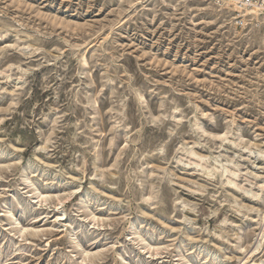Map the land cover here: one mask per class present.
<instances>
[{
	"label": "rangeland",
	"instance_id": "374dc122",
	"mask_svg": "<svg viewBox=\"0 0 264 264\" xmlns=\"http://www.w3.org/2000/svg\"><path fill=\"white\" fill-rule=\"evenodd\" d=\"M241 9L0 0V264L264 260V8ZM188 150L249 208L219 180L189 202Z\"/></svg>",
	"mask_w": 264,
	"mask_h": 264
},
{
	"label": "bare ground",
	"instance_id": "6f19581e",
	"mask_svg": "<svg viewBox=\"0 0 264 264\" xmlns=\"http://www.w3.org/2000/svg\"><path fill=\"white\" fill-rule=\"evenodd\" d=\"M224 1H226L227 5H229L232 8V10H236L240 14L243 13L242 11L243 9H241L240 5L236 2V0H224ZM260 12L261 10L259 8H254L252 10L247 9L246 15H243V16L248 15V16H251V18L260 19ZM197 125L198 123L195 124V126ZM188 151L191 157L196 159L195 166L201 168V174H202L200 175L201 180H197V179L191 180L193 181L192 184L196 186V189L194 190V192H192L195 194V196H193V194L187 195V197H190L191 199V201L189 200V202L194 203L195 205L197 204L200 205L201 198H198V195L202 194V196H204L210 190L209 186L211 185V183L212 182L215 183V180H219L220 183L222 182L221 186L226 187V189H228V191L232 194L231 195L232 200L230 201V208H232V210L235 211L234 215H236L237 212H241L242 209L247 210L249 208L248 205L244 204L242 201L239 202V197H237L238 190H241V189L239 188V185L237 184L234 178L236 175V172L234 169L233 170L228 169L227 165L223 164L216 157L212 156L210 158V157H206L201 152L192 151V150L191 151L188 150ZM180 179L186 180L181 177ZM240 198L243 199V201H245L244 200L245 197L240 196ZM184 205H187V204L184 203ZM218 212L217 210L212 211V214H217ZM263 218H264V212L262 213V219ZM247 224L249 223L247 222ZM138 239L142 241L143 238L139 236ZM263 263H264V260L262 259L258 263H252V264H263Z\"/></svg>",
	"mask_w": 264,
	"mask_h": 264
},
{
	"label": "built area",
	"instance_id": "2783aa9c",
	"mask_svg": "<svg viewBox=\"0 0 264 264\" xmlns=\"http://www.w3.org/2000/svg\"><path fill=\"white\" fill-rule=\"evenodd\" d=\"M240 7L245 8H264V0H236Z\"/></svg>",
	"mask_w": 264,
	"mask_h": 264
}]
</instances>
